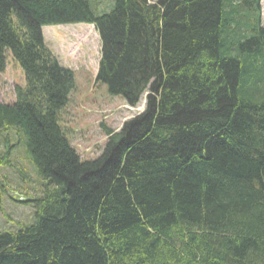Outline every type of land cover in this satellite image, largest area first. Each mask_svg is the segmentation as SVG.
Here are the masks:
<instances>
[{
  "label": "trees",
  "instance_id": "obj_1",
  "mask_svg": "<svg viewBox=\"0 0 264 264\" xmlns=\"http://www.w3.org/2000/svg\"><path fill=\"white\" fill-rule=\"evenodd\" d=\"M262 0H0V170L24 139L41 189L29 224L0 230V264H264ZM93 25L96 81L144 110L83 160L59 125L75 73L43 28ZM14 134V137H12ZM6 181H5V180ZM0 173L2 199L10 195Z\"/></svg>",
  "mask_w": 264,
  "mask_h": 264
},
{
  "label": "rangeland",
  "instance_id": "obj_2",
  "mask_svg": "<svg viewBox=\"0 0 264 264\" xmlns=\"http://www.w3.org/2000/svg\"><path fill=\"white\" fill-rule=\"evenodd\" d=\"M114 1L88 0L91 10L98 16L110 13ZM262 9L264 27V0ZM43 35L61 64L75 73V88L69 96V103L60 113L59 125L80 157L85 161H92L102 154L108 141V130L120 131L126 121L143 112L146 96H143L137 107L132 108L123 97L111 95L104 83L96 81L101 59V41L93 25L81 23L46 26L43 28ZM25 84L22 68L8 55L7 68L0 73V102L14 103L15 88L24 87ZM16 143L18 144L10 159L13 167L0 170L8 181L10 195L16 200L14 202L8 196L3 197L0 230L10 231L16 229L19 223H31L34 216L33 205L22 204L17 200L26 199L23 194L37 196L41 189L24 139L21 142L17 140ZM1 151L3 148L0 146Z\"/></svg>",
  "mask_w": 264,
  "mask_h": 264
},
{
  "label": "water",
  "instance_id": "obj_3",
  "mask_svg": "<svg viewBox=\"0 0 264 264\" xmlns=\"http://www.w3.org/2000/svg\"><path fill=\"white\" fill-rule=\"evenodd\" d=\"M19 203H22V204H26L30 201V199H21V200H17Z\"/></svg>",
  "mask_w": 264,
  "mask_h": 264
}]
</instances>
